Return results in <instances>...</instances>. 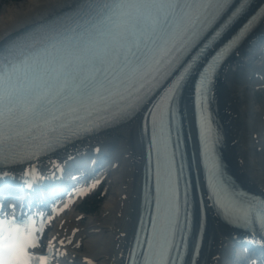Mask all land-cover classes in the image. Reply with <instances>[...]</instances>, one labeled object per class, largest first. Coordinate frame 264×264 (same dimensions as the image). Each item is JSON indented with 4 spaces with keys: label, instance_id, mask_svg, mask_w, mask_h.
<instances>
[{
    "label": "snow or ice",
    "instance_id": "snow-or-ice-1",
    "mask_svg": "<svg viewBox=\"0 0 264 264\" xmlns=\"http://www.w3.org/2000/svg\"><path fill=\"white\" fill-rule=\"evenodd\" d=\"M228 3L229 0H111L95 22H85L91 26L84 27L82 32L74 28L72 35L62 39L53 36V42L39 54L25 55L26 48H19L0 57V170L33 158L53 138L64 135L63 129L71 133L84 127V123L76 128L62 124L61 131L53 136L52 133L57 132L54 120L60 117L53 111L52 117L45 119V111L52 110L43 109V105H52L60 98L65 102L72 98L76 103L66 104L67 114L84 107L92 115L93 112L110 111L111 106L106 102L119 95L130 106L165 74L176 59L172 53L186 50L197 41ZM157 41H160L159 48H156ZM142 43L145 47L152 45L151 54L143 69L141 66L132 68L129 56L134 55L133 48L139 49ZM117 69L121 73L130 70L138 86L120 92L117 84L108 96L101 95L108 91L100 79L101 74L106 80L107 75ZM28 70L39 73V90L37 81L29 78ZM69 84L74 88L66 96ZM171 93L170 89L162 103L168 102ZM121 107L117 105L115 110ZM163 121L161 110L154 127L158 123L163 129ZM41 129L38 135H33L34 130ZM158 182L157 215L151 222L148 238L144 242L137 240L139 251L132 253L133 264H176L173 252L177 248L175 237L180 233L177 177L173 161L167 155ZM80 194L87 195V192ZM233 212L243 215L237 209ZM40 222L45 223L44 220ZM42 234L43 228H37L33 218L8 216L0 209V264H50L51 242L47 255L32 251L40 247Z\"/></svg>",
    "mask_w": 264,
    "mask_h": 264
},
{
    "label": "bare ground",
    "instance_id": "bare-ground-1",
    "mask_svg": "<svg viewBox=\"0 0 264 264\" xmlns=\"http://www.w3.org/2000/svg\"><path fill=\"white\" fill-rule=\"evenodd\" d=\"M0 0V5L2 6ZM77 0H23L0 10V41L69 8ZM238 61L226 69L218 84V107L226 133L225 151L232 171L243 186L264 194V80L263 67ZM261 78L252 88V78ZM191 97L185 96L187 119L193 128ZM141 122L134 119L107 133L91 137L27 168L42 175L53 174L54 164L79 153L102 150L116 158L117 166L109 181V197L101 219L71 213L55 223L51 237L40 242L60 255L59 264H123L138 217L144 149ZM194 130V128H193ZM96 154V153H95ZM203 264H231L230 230L212 218ZM63 241V244L60 242Z\"/></svg>",
    "mask_w": 264,
    "mask_h": 264
},
{
    "label": "rangeland",
    "instance_id": "rangeland-1",
    "mask_svg": "<svg viewBox=\"0 0 264 264\" xmlns=\"http://www.w3.org/2000/svg\"><path fill=\"white\" fill-rule=\"evenodd\" d=\"M21 1L23 0H4V1H1L2 3V6L0 5V10L8 5H16L17 3H20ZM108 187H110L109 184H107V186L104 188L102 194H99V195H96V196H92L88 199H86L79 207L78 209H74L72 210V214H79V215H82V216H85V220L82 221V223H86V221L88 219H94V220H99L101 219V210H102V207L104 205V201L107 199V197L109 196V191H108ZM104 198V201L102 202V204L100 205V208L97 212L93 213V214H89V215H86V214H83L82 211H85L87 213H89V211L91 210H95L97 208V206L99 205V201H101L102 199ZM80 211V213L78 212Z\"/></svg>",
    "mask_w": 264,
    "mask_h": 264
}]
</instances>
